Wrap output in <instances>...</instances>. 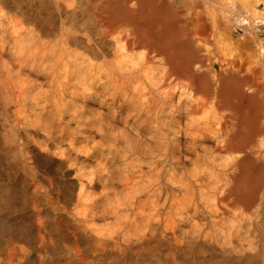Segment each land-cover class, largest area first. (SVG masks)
Returning a JSON list of instances; mask_svg holds the SVG:
<instances>
[{"label":"rangeland","instance_id":"374dc122","mask_svg":"<svg viewBox=\"0 0 264 264\" xmlns=\"http://www.w3.org/2000/svg\"><path fill=\"white\" fill-rule=\"evenodd\" d=\"M42 1L0 0V252L6 263L264 264V183L250 206L229 193L238 152L264 163V0H154L175 13L214 87L235 74L261 103L257 112L247 103L238 112L201 97L184 118V140L195 138L197 151L185 152L179 169L167 167L158 196L160 182L142 177L121 144L100 136L90 141L88 132L63 136L51 105L42 111L38 89L25 83L33 75L21 61L35 60L40 42L58 35L48 33L63 20L71 32L81 25V45L86 30L94 42L105 39L97 17L106 0ZM243 115L256 119L249 143L243 151L218 149L223 124H234V134ZM92 118L86 114L71 128ZM109 146L117 158L109 176L100 175V155L92 149Z\"/></svg>","mask_w":264,"mask_h":264},{"label":"bare ground","instance_id":"6f19581e","mask_svg":"<svg viewBox=\"0 0 264 264\" xmlns=\"http://www.w3.org/2000/svg\"><path fill=\"white\" fill-rule=\"evenodd\" d=\"M38 4L44 2L39 0ZM106 6V12L97 17L102 22L103 42H94L86 30V44L81 45L76 32L83 30L81 25L76 22L73 26L77 29L70 28L71 32L63 20L57 33H48L58 35L48 40L40 36L51 46L50 51L40 42L39 56L21 61L33 75V80L25 83L33 82L38 89L42 111L51 105V118L57 126L63 125V136L88 132L90 141L100 136L111 138L113 146L121 144L122 156L129 153L137 161L142 177L160 182L159 189L153 191L158 196L167 167L174 164L179 169L185 152L197 151L195 138L184 140L188 134L184 118L196 110L201 97H216L221 107H238V112L246 103L257 112L261 103L244 91L241 78L235 74L221 77L219 87H214L217 81L203 67L193 42L183 40L175 13L165 6L156 5L154 0H106ZM46 85L50 94L44 89ZM92 104L98 107L88 109ZM86 114L93 115L87 125L71 128ZM255 120L243 115L234 134V124H223L225 136L218 140V149L243 151L254 134ZM72 145L70 139L69 148ZM95 152L100 155L99 174L109 176L117 153L110 146L100 151L94 147ZM64 153L70 151L65 149ZM241 153L236 154L239 172L230 176L233 184L229 193L238 203L250 206L264 183V163L254 164L250 156ZM3 257L0 252V264H11Z\"/></svg>","mask_w":264,"mask_h":264}]
</instances>
